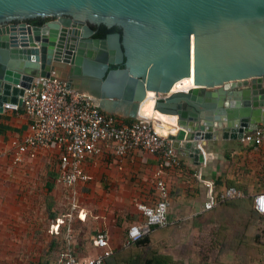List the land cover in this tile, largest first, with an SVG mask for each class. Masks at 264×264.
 I'll return each instance as SVG.
<instances>
[{
  "label": "water",
  "instance_id": "obj_1",
  "mask_svg": "<svg viewBox=\"0 0 264 264\" xmlns=\"http://www.w3.org/2000/svg\"><path fill=\"white\" fill-rule=\"evenodd\" d=\"M35 77L132 120L153 92L177 118L172 146L201 164L208 142L264 127V0H0V113Z\"/></svg>",
  "mask_w": 264,
  "mask_h": 264
},
{
  "label": "built area",
  "instance_id": "obj_2",
  "mask_svg": "<svg viewBox=\"0 0 264 264\" xmlns=\"http://www.w3.org/2000/svg\"><path fill=\"white\" fill-rule=\"evenodd\" d=\"M20 98L22 105L4 104V111L24 113L30 119L29 132L12 142L13 162L21 165L31 154L51 153L57 162L56 183L68 192L66 211L53 220L52 231L64 235V244L52 264H107L115 252L105 230L93 237V247L86 255L78 252L75 245L74 223L76 220L85 222L88 217L78 200L80 193L90 191V176L85 165L105 151H111L118 158L133 151L149 152L160 158L154 171V199L151 203L137 204L142 220L129 226L124 246L142 240L155 228L170 224L171 194L166 177L170 170L182 166V158L172 146L169 135L160 134L153 120L140 115L138 119L124 122L105 113L92 95L70 88L68 82L60 78L35 77ZM240 141L260 149L264 146V127L245 133ZM201 150L206 164V152ZM196 177L206 188L202 205L205 212L214 210L220 202L248 197L235 186L218 191L213 181L203 177L201 170ZM79 185H82L80 190ZM251 198L254 210L264 219V189Z\"/></svg>",
  "mask_w": 264,
  "mask_h": 264
},
{
  "label": "rangeland",
  "instance_id": "obj_3",
  "mask_svg": "<svg viewBox=\"0 0 264 264\" xmlns=\"http://www.w3.org/2000/svg\"><path fill=\"white\" fill-rule=\"evenodd\" d=\"M232 148L240 147L233 142L224 152L231 153ZM55 169L48 152L31 154L23 164H15L9 145L0 141V264L52 262L64 244L52 234L54 202L59 199L64 208V201H69L68 192L56 182L54 190L48 189ZM247 180L253 184L251 178ZM191 190L186 210L174 205L180 219L170 224L168 232L158 233L159 240L143 243L137 256L126 254L125 261L117 264H169L168 257H175L177 264H264V220L248 213L243 204L199 214L204 198ZM104 196H96L95 202L103 203ZM98 232L92 225L75 223L78 252L89 253Z\"/></svg>",
  "mask_w": 264,
  "mask_h": 264
},
{
  "label": "crops",
  "instance_id": "obj_4",
  "mask_svg": "<svg viewBox=\"0 0 264 264\" xmlns=\"http://www.w3.org/2000/svg\"><path fill=\"white\" fill-rule=\"evenodd\" d=\"M112 116L129 122V118H125L118 112ZM29 127L30 119L24 113L15 114L10 111L0 113V133H3L2 138L0 135V141L8 144L10 149L14 140L24 137L29 132ZM233 142L238 143L240 148H232L231 153L226 152V154L224 150L228 147L231 148ZM204 150L207 155L206 164H200V162L197 164L193 158L185 157L179 153L182 158V166L170 170L166 177L171 194L170 224L180 219L174 214L175 204L180 209H187L186 198L189 189H192L191 193L193 194L195 191L196 193L200 191L205 201L206 188L196 177L200 170L205 179L214 182L218 191L226 188L229 181H237L238 183L246 181L243 184L246 187L245 192L248 197L264 189L262 186L264 185V146L255 149L253 145L245 144L240 140H216L208 142ZM49 154L51 155V153ZM159 159L156 154L140 151H133L123 158H118L109 150L105 151L102 156L90 159L85 165V170L90 176L88 183L90 191L88 194L80 193L78 196L81 207L88 212V217L85 222L76 220L75 223L92 225L94 229L98 228V231H107L112 247L115 252H119L121 245L124 246L129 226L142 220L137 210V204L151 203L154 199L156 191L154 171L159 164ZM239 161H241L242 167L238 168L237 162ZM54 163L56 168L57 162L55 160ZM54 173L57 176L56 169ZM245 177L246 179L243 180ZM248 178L253 180V184H249ZM51 183L54 190L56 185L52 175ZM80 186L82 185H79V190ZM98 195H105L103 203L97 204L95 202V197ZM61 202L59 199L54 202L53 213L55 217L53 220L67 209L68 202L65 203L64 201V208H61ZM135 202L136 204H132ZM245 207L250 213L249 206L246 205ZM205 213L207 212L203 211L201 207L199 214ZM60 235L53 234L56 239L64 241V235ZM57 255L58 253L55 255V259H57ZM171 258L173 261L176 260L175 257ZM55 259L51 264L56 262Z\"/></svg>",
  "mask_w": 264,
  "mask_h": 264
},
{
  "label": "trees",
  "instance_id": "obj_5",
  "mask_svg": "<svg viewBox=\"0 0 264 264\" xmlns=\"http://www.w3.org/2000/svg\"><path fill=\"white\" fill-rule=\"evenodd\" d=\"M29 23L33 24V25H35V24L38 25V24H41L42 21H39L38 19L37 20L35 19V20H30ZM115 32H120V29H118L117 27H114L112 29H108L105 26H101L99 28V32L97 34H95V37L104 38V37H106L107 34L115 33ZM131 121H132V119L131 120L129 119V122H131ZM51 175H52V179H53V181L55 183L57 176H56V174L54 172ZM230 186H235L237 188L243 189L244 191L246 190L245 185L243 183H238L237 181H229V182H227V187H230ZM52 188H53V184L52 183H48V189L52 190ZM240 204H244L245 206L248 205L251 215H253L254 217L262 218L254 210L251 197H247L245 199L228 200V201L220 202L217 205V207L214 210H212V211L219 210V209H221L223 207L237 208ZM52 216H53V218L55 217L54 213L52 214ZM171 226L172 225H168V226H166L164 228H155V229H153L151 231V233L148 236H146L142 240H140L138 242H135V243H133V244H131L129 246H124V248L119 251L120 252L119 254H118V252H114V254L107 260V264H117V263H121V262L125 261V259L123 257L126 254H130L131 253L132 255H134V257L137 256L136 255L138 253L137 250L139 249V247L141 245H143V243L149 242V241L150 242H154L155 238H156V241L159 240V236L157 234L161 233V235H163L165 232H168V230H169V228ZM52 234L56 235V233L54 231H52ZM56 246H57V243H56ZM140 257H141V255H140ZM55 260H57V259H55ZM158 262L162 263L161 260H159ZM168 262H169V264H177V262L173 261L171 257H168ZM43 264H51V261L44 262Z\"/></svg>",
  "mask_w": 264,
  "mask_h": 264
},
{
  "label": "bare ground",
  "instance_id": "obj_6",
  "mask_svg": "<svg viewBox=\"0 0 264 264\" xmlns=\"http://www.w3.org/2000/svg\"><path fill=\"white\" fill-rule=\"evenodd\" d=\"M191 88V87H190ZM174 91L187 90L184 84H175ZM155 94L149 93V98L142 104L140 115L155 122L156 127L160 134L170 135L177 132V118L169 115L162 114L154 109L155 101L153 98Z\"/></svg>",
  "mask_w": 264,
  "mask_h": 264
},
{
  "label": "flooded vegetation",
  "instance_id": "obj_7",
  "mask_svg": "<svg viewBox=\"0 0 264 264\" xmlns=\"http://www.w3.org/2000/svg\"><path fill=\"white\" fill-rule=\"evenodd\" d=\"M58 18L57 17H45V18H38V20L39 21H42V23L41 24H38V25H34V26H39V27H41V26H44V25H46L48 22H52V21H55V20H57ZM35 20V19H34ZM37 20V19H36ZM33 25V24H32ZM103 26V25H102ZM101 27V26H100ZM100 27H96V26H94L93 28H94V30H95V34H97L98 32H99V28ZM110 34V33H109ZM108 35V34H107ZM106 35V36H107Z\"/></svg>",
  "mask_w": 264,
  "mask_h": 264
}]
</instances>
